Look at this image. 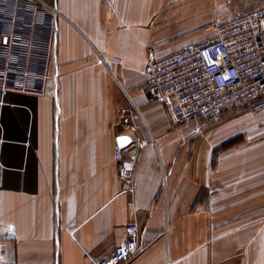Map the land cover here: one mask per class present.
Segmentation results:
<instances>
[{
    "label": "crops",
    "instance_id": "obj_1",
    "mask_svg": "<svg viewBox=\"0 0 264 264\" xmlns=\"http://www.w3.org/2000/svg\"><path fill=\"white\" fill-rule=\"evenodd\" d=\"M43 1L59 13L55 81L43 94H0V264L101 260L131 221L140 251L126 264H264V148L254 171L242 161L238 184L215 188L225 176L211 171L207 145L191 143V125L168 123L143 75L149 49L163 56L209 36L170 43L151 17L225 20L264 0H185L175 10L165 0ZM122 136L147 143L133 195L120 181L127 161L115 156ZM201 193L208 206H196Z\"/></svg>",
    "mask_w": 264,
    "mask_h": 264
},
{
    "label": "built area",
    "instance_id": "obj_2",
    "mask_svg": "<svg viewBox=\"0 0 264 264\" xmlns=\"http://www.w3.org/2000/svg\"><path fill=\"white\" fill-rule=\"evenodd\" d=\"M56 7L43 0H0V94H43L53 77ZM149 100L160 105L168 123L185 127L243 106L264 111V3L213 25L212 33L177 51L157 56L148 50L145 65ZM147 143L116 147L123 193L133 195L139 151ZM54 227L59 229L58 213ZM126 238L101 260L88 264H126L140 251L136 221L125 226ZM1 251V245H0Z\"/></svg>",
    "mask_w": 264,
    "mask_h": 264
},
{
    "label": "rangeland",
    "instance_id": "obj_3",
    "mask_svg": "<svg viewBox=\"0 0 264 264\" xmlns=\"http://www.w3.org/2000/svg\"><path fill=\"white\" fill-rule=\"evenodd\" d=\"M165 1L166 7L164 9L166 10H175V8H179L177 6H180L182 2H186L185 0ZM172 14L171 17L167 18H160L158 15L157 17L153 16L150 18L149 23L152 29H157L167 35L168 42L170 43L187 38H196L200 35L204 36L208 33V35H211L213 25L218 21H222L216 18H198L194 20L187 16L177 15L176 11H173ZM197 23L199 26H194ZM143 75L146 78L145 68ZM145 92L148 97L147 82ZM241 108L243 106H232L224 109L215 117L201 119L194 125H189L192 129L187 138L191 140V143L194 145L198 144L199 146L207 145L206 151L207 155H209L211 171L216 172V174H220L221 171L224 173V181L219 179L214 185L215 188L226 189L229 184L231 186L234 183L238 184L239 164L242 161H247L246 168L248 175L254 171L255 166L253 160L255 158L256 148L259 150L261 147L264 148V111L253 114ZM123 122L127 124L128 121L125 119ZM203 141L205 143H202ZM222 160L225 163L227 160L230 161V169L226 166L220 169L219 163H222ZM208 203L209 201L206 195L202 193L196 200V206H208Z\"/></svg>",
    "mask_w": 264,
    "mask_h": 264
},
{
    "label": "water",
    "instance_id": "obj_4",
    "mask_svg": "<svg viewBox=\"0 0 264 264\" xmlns=\"http://www.w3.org/2000/svg\"><path fill=\"white\" fill-rule=\"evenodd\" d=\"M128 144V140L127 138L124 136L120 137L118 140H117V146L118 147H124Z\"/></svg>",
    "mask_w": 264,
    "mask_h": 264
},
{
    "label": "trees",
    "instance_id": "obj_5",
    "mask_svg": "<svg viewBox=\"0 0 264 264\" xmlns=\"http://www.w3.org/2000/svg\"><path fill=\"white\" fill-rule=\"evenodd\" d=\"M242 110H244V111H246V108L245 107H243V108H241Z\"/></svg>",
    "mask_w": 264,
    "mask_h": 264
}]
</instances>
